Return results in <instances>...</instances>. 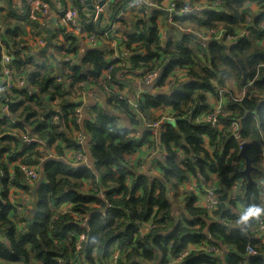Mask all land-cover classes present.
I'll list each match as a JSON object with an SVG mask.
<instances>
[{
  "label": "trees",
  "instance_id": "trees-1",
  "mask_svg": "<svg viewBox=\"0 0 264 264\" xmlns=\"http://www.w3.org/2000/svg\"><path fill=\"white\" fill-rule=\"evenodd\" d=\"M129 1L110 8L114 23ZM169 1L176 10L186 8L184 0ZM60 2L63 11L65 4ZM192 2L209 10L202 16L195 12L174 16L172 24L166 25L168 35L172 34L163 40V29L155 19L166 16L162 9L148 8L142 16H131L138 20L134 36L123 31L129 24L120 21L123 36L117 40L116 51L123 65L101 86L103 73L118 60L111 61L92 48L79 54L82 40L66 30L60 31L61 40L54 34L49 52H34L30 43L44 35L40 12L26 16L28 11H19L12 0H0V13L7 9L4 21L16 14V22L25 20L6 32L0 23V59L7 55L13 77L24 81L21 88L5 89L0 66V264H170L169 257L183 252L187 255L179 264H264V235L257 237L258 220L264 213V166L259 157L264 140V0ZM42 3L57 11L50 0ZM71 5L88 36L100 39L110 32L100 19L91 22L80 0H71ZM251 7L258 9L256 14ZM245 28L251 33L243 34ZM208 29L221 30L230 42L225 37L200 40L197 35ZM17 33V42L7 38ZM177 70L183 72L184 80L174 76L170 92L161 93L166 79ZM116 71L131 72L142 85L146 74L156 72L153 88L159 92L146 95L134 107L121 98L124 85L112 88ZM87 75L98 83L101 106L91 107L88 118L77 121V86ZM226 79L232 80L236 92L246 90L244 98L234 100L232 88L224 85ZM218 89L225 91L226 102L224 116L218 117L221 125L213 129L205 120L214 107L208 105L207 96L213 95L218 102ZM3 106L6 115L1 113ZM164 107L172 112V121L153 115ZM233 120L239 124L236 136L229 131ZM146 122H159L160 130L153 133ZM129 129L134 131L132 136ZM81 130L89 139L92 167L76 170L62 161L45 162L33 195V217L24 214L15 220L9 216L10 189L32 195L20 185L21 170L15 164L29 165L41 156L36 143L24 145L22 139L30 136L61 155L63 148L71 147L73 132ZM152 138L165 155L156 163L158 175L137 171L139 161L133 159L139 146ZM241 143L249 144L245 155L254 168L248 187L242 175ZM19 146L24 149L18 151ZM189 180L202 195L207 186L215 189L211 214L193 191L184 188ZM144 225L149 228L142 232ZM201 246L214 247L224 255L198 251ZM249 247L254 254L247 255Z\"/></svg>",
  "mask_w": 264,
  "mask_h": 264
},
{
  "label": "built area",
  "instance_id": "built-area-1",
  "mask_svg": "<svg viewBox=\"0 0 264 264\" xmlns=\"http://www.w3.org/2000/svg\"><path fill=\"white\" fill-rule=\"evenodd\" d=\"M64 4H65V8L62 11V6H61V2L60 0L54 2L55 5V9L57 10L56 12H52L50 11V9L47 7L46 4L44 3H39L37 5V7L32 11H39L40 12V24L43 26V31L44 28H46L49 25V20L50 18L54 17L55 18V23L57 26V29L55 30V32L53 33V35L55 34L56 36H58V39L61 40V38L59 37L60 31L61 30H66L67 32H71L73 33L75 36H77L78 38H80L81 44H80V48H79V54H82L84 49H96V48H100V47H107V50L104 52L105 53V57H107L109 60H113L116 59L118 60V63L114 66V67H110L105 73H103V78H102V82L101 84L99 83V85L103 86V81H108L111 78V73L113 72V70L117 67V66H122L123 63L121 61V59L119 60V57L117 56V45H118V39H122L123 34L121 35L122 29H121V24L120 21H123V18H129L131 20L138 21L135 19H132L131 16L133 15H138V16H142L146 13V9H162L163 10V5L167 2L166 0H161L160 3H156L154 2V0H131L129 1L125 7L119 11L118 15H117V21L118 23H114L111 20V16H110V8L117 4L119 1L121 0H90L91 1V5L93 6V10L89 11V12H85L86 8L84 5V0H80V3L82 5H84L83 7V12L85 14H88V16L91 17V22L95 23L97 22L98 19H100L101 23L104 26H107L109 29V33L105 32L102 34V36H100V39H98L97 37H95L94 35H90L88 36V34H86L84 32L85 30V26L83 24H81L78 19H77V11L76 9L71 5V0H63ZM189 1V0H188ZM187 0H184V4L186 6V8L184 10H176L175 4L173 3H168V8L165 11L166 13V22L167 24H172V19L174 16L181 14L183 12L185 13H190V12H197V11H201L204 10V8H206V6H202V5H197L194 4L192 1V6H189V2ZM126 21V20H125ZM127 22V21H126ZM246 22L248 23L249 20L247 19ZM128 23V22H127ZM129 24V23H128ZM130 25V24H129ZM243 34H250L251 30L248 28H245L242 31ZM160 34L162 37V40L164 39L165 31L164 30H160ZM197 37L200 40H209V38L214 37V38H222L225 37V42H230L229 37L225 36L223 34V32L221 30L218 29H208L205 30L203 32V34H198ZM34 43H30L32 46V50L34 52H39L44 46H45V31H44V35L43 38H36L34 40ZM10 64V58L3 54L1 56L0 59V66L1 68V77H2V82L4 84V88L5 89H12V88H21L24 86V81L19 79V78H14L13 77V73L10 70V68L8 67V65ZM59 66V62L55 61L54 67L55 66ZM56 70V75L58 76V69L55 68ZM135 75H141V72H137V74L135 73ZM174 76H176L178 78L179 81H183L184 80V76H183V72L182 71H175L173 72L167 79H166V85L165 87H163L164 90H169L171 89V87L174 85ZM158 78V75L156 72H152V73H148L146 74L143 79V85H152ZM122 79L123 80H133L136 79V77L128 71H123V75H122ZM137 80V79H136ZM96 84L98 85V83L96 82H92L89 79V76L87 75V78L84 82L80 83L77 86V99L75 100L74 103L78 104L79 102L82 103L81 106L75 105L76 109H75V117L77 118V121L79 119L83 118V109H84V102L83 100L85 99V88L87 86H93L94 88H96V92L91 93L90 96L94 101V105H98L101 106V94L99 89L97 88ZM250 86V85H249ZM218 94H219V100L216 103V105L211 109V113L207 114L205 116V120L207 122H209L212 126L213 129H215L216 127H220V122L218 117L224 116V113L222 112V109L225 106V102H226V98L224 97L225 91L218 89ZM246 90H241V91H235L234 92V100L235 101H240L242 98H244L245 96V92ZM121 98L124 100H128L131 102V104H133L134 107L137 106V102L143 100L141 97L139 99L131 101L129 98V94L126 93V87H123L121 90ZM136 101V102H135ZM86 107V106H85ZM88 108V107H87ZM7 109L6 107H2L1 108V113L3 114H7ZM168 121H172V120H165V122ZM164 122V123H165ZM120 128H123L122 124H119ZM146 128H153V133L156 132V130L158 129V131L160 130V125L159 122L155 123V124H150V123H145ZM239 129V124L238 121L233 120L231 122V125L229 127V131L233 136L237 135ZM163 131V130H162ZM134 134V131L129 129V136H132ZM71 141H73L75 144H78L79 147H75L73 145H71L70 148H63L62 150V154L59 155L57 154L55 151H53L51 148L48 147V145L44 142H37L36 140H33L30 136L24 137L22 139V144L24 145H29L31 143H36L38 145V147L41 148V156L40 158H36L34 159V162L29 164V165H25V164H21V163H16L15 165H17V167L19 166L20 170H21V177H20V181H21V185H23L24 188H28L31 190V193L28 192H24V190L22 189H18V188H12V193L9 194L8 197V201L10 203L11 209L10 212L11 213V217L16 220V218H19L21 216H23L24 214H26L28 211H30L33 208V203L35 202L33 200L34 198V189L37 187L38 182L41 180V174H40V170L41 167L43 166V164L49 160H58V161H62L65 164L69 165L71 168H74L76 170H80V169H90L93 165V161L90 159V157L88 156V151L90 148V143H89V139L87 137V135L81 131H75L73 132L72 136L70 137ZM242 145V143H241ZM138 154V152L136 153ZM135 154V155H136ZM134 155V156H135ZM259 157L262 160V165L264 166V140L261 146V151L259 154ZM202 182L204 183V181L202 180ZM210 186H207L206 189H203V197H202V202H203V207L207 210L208 214H211L216 206V198H215V189L209 188ZM11 190V189H10ZM2 193L1 187H0V195ZM263 202H264V190H263ZM33 196V197H32ZM31 207V208H30ZM28 208H30L28 210ZM64 209V207H63ZM86 218L84 219V221L82 222V225L86 224ZM21 226L23 228H25L26 224L22 223ZM149 226L148 225H144L143 227V231L145 232L146 230H148ZM257 237L264 235V213L261 216V218H259L258 220V229H257ZM84 240V236L81 235L79 238V241L82 242ZM192 249H194V247H192ZM198 251H205V252H209V253H217L218 257H221L224 255V253H221L219 250V252L217 250H215L214 247H204L202 248V246L200 248H197ZM247 255H252L254 254V251L251 249V247L247 248ZM187 255V252H183L180 255H177L176 257H169L170 264H179V262L182 260L183 257H185ZM116 257V254L114 255V258Z\"/></svg>",
  "mask_w": 264,
  "mask_h": 264
},
{
  "label": "crops",
  "instance_id": "crops-1",
  "mask_svg": "<svg viewBox=\"0 0 264 264\" xmlns=\"http://www.w3.org/2000/svg\"><path fill=\"white\" fill-rule=\"evenodd\" d=\"M50 1L54 3V2H56L58 0H50ZM166 1L167 2L163 5V12H165L167 10L168 3L170 2L169 0H166ZM189 1H192V0H189ZM12 2L15 5H18L19 11H22L23 9H24V12L28 11V13L26 12V16H27L28 14L30 15V12H32L37 7V5L39 3H42V0H12ZM257 10H258L257 8L251 7L252 14H256ZM0 14H1L0 15V23L2 24L3 29H4L5 32L6 31L13 30L14 25L16 23H18L19 25H23V23L25 22V20L22 21V22L21 21H19V22L17 21L16 22V17L19 16L17 14L15 15L16 17H9L7 15L6 21H4V19H5L4 16L7 14V9H4L2 11V13H0ZM23 15H24V13H21L20 14V16H23ZM162 15H164V14H162ZM202 15L203 14H201L199 16H202ZM155 19H156L159 27L162 28L165 31V34H166V29L168 28V26L166 27V25H167L166 16L164 15V18L163 19H161L160 17H156L155 16ZM130 28H131V26L129 25L128 27L123 28V31L124 32L126 31L131 36L136 35L137 33L136 34L135 33L132 34L131 32H129L130 31ZM171 34L172 33H170L168 35V30H167V38ZM19 37H20V34L19 33H17V37H13L10 34L7 36V38L10 39V40H13V42L14 41L17 42V40L19 39ZM167 38H166V40H167ZM171 38L173 40L174 37L172 36ZM165 66H166V64H165ZM111 75H112V73H111ZM122 75H123V72L116 71L115 76H114V79H113V87L112 88L115 89L118 86L124 85L126 87V93L129 94V98H130L131 101L137 100L140 97L142 99H144L145 96L148 95V94H150V93L159 92V91H157L156 89L153 88L155 86L154 84H152V85H142L136 79L123 81ZM230 81H231L232 84H230ZM224 85L226 87H229V88H234V84H233V82H232L231 79H226ZM84 90H85V99L83 100V102H84V105L86 107L84 106L82 115H83V119L85 120V119L88 118V111H89V109L91 107L95 106L94 105L95 103H94L93 99L91 98L90 94L96 92V88H94L93 86H87ZM160 92L161 93H169L170 91L169 90L161 89ZM207 99H208V105L209 106L213 107V106L216 105L217 101H215V98H214L213 95H208L207 96ZM141 101H143V100H141ZM153 115L156 116V117H160V121L172 120L171 119L172 118V112L168 109V107H164L163 109H159L157 111H154L153 112ZM157 137H158V135L156 134V138ZM156 140H158V138ZM203 143H204V146L206 148L207 147V144H208V140L207 139H204V142ZM158 148L159 147H158L157 143L155 145V139L154 138H152L150 140L149 144H148V141H146V142L142 143L139 146V150L140 149L141 150L144 149L146 152H148V155H149L150 152H154L155 153L152 156V158H148V155H147V159H146L145 165H148V166H146V170H145V166H144V169L142 170V172H145V173L148 172L150 175H158V171H159L158 166L159 165H157V164H158L159 161L161 162L162 159L165 157V155H162V153H160L158 151ZM23 149L24 148H22V146H19L18 151H22ZM1 160L4 161V159H2V158H1ZM137 160L140 161L141 159L139 158ZM149 165H152V166L149 167ZM9 170H10V166H9ZM152 172H154V174H152ZM19 182H20V185H21V181H19ZM0 187L2 188L1 184H0ZM88 188H89V186L87 185L84 189H88ZM184 188L185 189H188L190 191H193L195 193L196 197H198L199 199L202 200V197H203L202 196V192L199 189L196 188L195 183H194L193 180L187 181L186 184H185V186H184ZM84 189H83V191H85ZM10 193H12V189L8 191V194H10ZM8 197H9V195H8ZM178 210H179V208H176V206H175V214L176 215L178 214ZM241 211H243V210H241ZM32 212H33V210L28 211L26 213V215L28 216V218H31ZM9 216H10V213H9ZM237 216H239L241 218V221L240 222H242V220L244 219V215L242 214V212H240V215H237ZM0 242L2 243V239H0Z\"/></svg>",
  "mask_w": 264,
  "mask_h": 264
},
{
  "label": "water",
  "instance_id": "water-1",
  "mask_svg": "<svg viewBox=\"0 0 264 264\" xmlns=\"http://www.w3.org/2000/svg\"><path fill=\"white\" fill-rule=\"evenodd\" d=\"M84 5H85V8H86L85 12H89V11H91V10L94 9L93 6L91 5V1L90 0H84ZM189 6H192V2H189ZM207 10H209V9H204V10H201V11H197L195 13L201 15V14H203ZM123 19L126 20L130 24V26H131L129 32H131L132 34L133 33L136 34V30L137 29H136L135 22L133 20L129 19V18H123ZM56 29H57V26H56V23H55V18L52 17L49 20V25L46 28H44V31H45V46L40 50V52H43V53L49 52V49L52 46V42H53V36H54L53 33L55 32ZM179 34H181L180 31H179ZM96 49L99 52H105L107 50V47H100V48H96ZM55 68L58 69V66L56 65ZM181 89H182V86H180L177 89V91H180ZM76 105L81 106L82 103L79 102ZM50 112L52 114H54L58 119L60 118L59 113H57L55 111H51V110H50ZM71 144L73 146H75V147H79V145L78 144H75L73 141L71 142ZM248 145L249 144H247V143H243L241 145V151H240V156L244 159V162H245V168H244V170L242 172V175H244L246 177V179H247V185H246L247 187L250 184L253 183V181L251 180V177H250V172L252 170H254V168H252L251 165H250V160L245 155V149H246V147ZM42 173H43V170L41 169L40 170V174L42 175ZM35 206H36V202L33 203V208H35ZM34 212H35V210H33L32 215L34 214ZM28 230L31 232V230H32L31 229V226L28 227ZM88 239H90V236L88 237Z\"/></svg>",
  "mask_w": 264,
  "mask_h": 264
},
{
  "label": "rangeland",
  "instance_id": "rangeland-1",
  "mask_svg": "<svg viewBox=\"0 0 264 264\" xmlns=\"http://www.w3.org/2000/svg\"><path fill=\"white\" fill-rule=\"evenodd\" d=\"M263 28H264V24H263ZM35 42V41H34ZM40 71H43V68L40 69ZM43 73V72H42ZM230 84L231 81H230ZM232 86V85H231ZM229 88V87H228ZM232 90H234V88H232ZM155 153L154 152H150L149 155H148V152H146L144 149H140L138 151V154H136L133 159H141L138 163V166L136 167L137 171H141L144 169V166H145V170H146V166L148 165H145V162H146V159H147V155H148V158H152V156L154 155ZM142 161V162H141ZM152 165H149V167H151ZM152 174H154V172H152ZM31 208V207H30ZM28 208V210L30 209ZM240 210V209H239ZM239 210H234V213L237 214ZM240 215V213H239ZM22 230H25V228L22 227Z\"/></svg>",
  "mask_w": 264,
  "mask_h": 264
},
{
  "label": "clouds",
  "instance_id": "clouds-1",
  "mask_svg": "<svg viewBox=\"0 0 264 264\" xmlns=\"http://www.w3.org/2000/svg\"><path fill=\"white\" fill-rule=\"evenodd\" d=\"M166 34H167V31H166ZM42 169V168H41ZM42 181V176H41V180L38 182V184ZM37 187L34 189V192L36 191ZM31 210H35V208H32ZM30 210V211H31ZM35 213V212H34ZM34 215V214H33ZM33 215L31 217H33ZM30 219V218H29Z\"/></svg>",
  "mask_w": 264,
  "mask_h": 264
}]
</instances>
